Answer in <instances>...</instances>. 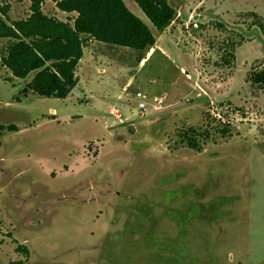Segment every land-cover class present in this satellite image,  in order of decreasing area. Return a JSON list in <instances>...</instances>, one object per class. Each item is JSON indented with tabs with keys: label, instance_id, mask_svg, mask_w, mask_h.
I'll list each match as a JSON object with an SVG mask.
<instances>
[{
	"label": "rangeland",
	"instance_id": "374dc122",
	"mask_svg": "<svg viewBox=\"0 0 264 264\" xmlns=\"http://www.w3.org/2000/svg\"><path fill=\"white\" fill-rule=\"evenodd\" d=\"M60 1L40 10L73 25ZM124 2L166 60L96 43L66 100L27 92L0 40V264H264V0H171L162 34Z\"/></svg>",
	"mask_w": 264,
	"mask_h": 264
},
{
	"label": "trees",
	"instance_id": "16d2710c",
	"mask_svg": "<svg viewBox=\"0 0 264 264\" xmlns=\"http://www.w3.org/2000/svg\"><path fill=\"white\" fill-rule=\"evenodd\" d=\"M134 1L159 34L177 17L171 0ZM31 2L32 14L26 20L10 23L0 10V40H9L1 62L15 79L25 80L34 73L27 92L38 97L64 100L76 89L79 84L76 71L84 56L82 35L141 52L157 42L150 26L124 0H61L58 8L75 15L73 25L46 16L40 10L42 0ZM250 81L264 88V69L253 74ZM6 129L18 131L15 125L0 126V131ZM18 252L29 256L24 246H19Z\"/></svg>",
	"mask_w": 264,
	"mask_h": 264
},
{
	"label": "crops",
	"instance_id": "0c3cea01",
	"mask_svg": "<svg viewBox=\"0 0 264 264\" xmlns=\"http://www.w3.org/2000/svg\"><path fill=\"white\" fill-rule=\"evenodd\" d=\"M136 13L138 14H135V15H137L139 18H141L142 19V17H140V12L139 11H136ZM143 20V19H142ZM82 39H89L88 40V42H87V45L88 46H86V48H85V45H84V55H85V49H90L91 47H93L96 43H100V42H97V41H95V40H93L92 39V37H90L89 35H82ZM106 45H108V44H106ZM127 49V48H126ZM151 52L149 53V55H148V58L147 59H149L150 58V55L152 54V52H153V55H155V56H159V57H161L162 58V60H164L165 59V57H164V55H163V53H161V51H159V50H157V49H154V47L152 48L151 47ZM128 50H131V49H128ZM133 51H135V50H133ZM136 52H141V51H136ZM84 57V56H83ZM147 59H143V61L141 62V65H143L144 64V62L147 60ZM166 60V59H165ZM82 61V60H81ZM80 61V62H81ZM80 64V63H79ZM79 66V65H78ZM6 69V68H5ZM7 71L10 73V71L7 69ZM11 74V73H10ZM11 77H12V74L10 75ZM10 77V78H11ZM14 80H17V79H15L14 77H12ZM133 79V78H132ZM20 80V79H19ZM134 80V79H133ZM131 82V81H130ZM128 86V85H127ZM82 87H81V85H80V80H79V84H78V86L76 87V89L71 93V94H73V93H76V91H78V89H81ZM81 92V91H80ZM30 94H33L31 91L29 92ZM82 93H84V91H82ZM70 94V95H71ZM69 95V96H70ZM68 96V97H69ZM121 96V95H120ZM67 97V98H68ZM66 98V99H67ZM66 99H64V100H66ZM53 113H54V115H56L57 114V112L54 110L53 111Z\"/></svg>",
	"mask_w": 264,
	"mask_h": 264
},
{
	"label": "built area",
	"instance_id": "2783aa9c",
	"mask_svg": "<svg viewBox=\"0 0 264 264\" xmlns=\"http://www.w3.org/2000/svg\"><path fill=\"white\" fill-rule=\"evenodd\" d=\"M136 98H138V101H137V102H138L137 107H138L139 111H140L141 113H144V112L146 111V109H147V104H146L145 101H142L143 99H141V98H145V97L142 96L141 93H138V94L136 95Z\"/></svg>",
	"mask_w": 264,
	"mask_h": 264
}]
</instances>
